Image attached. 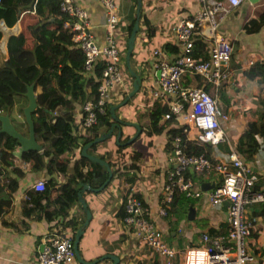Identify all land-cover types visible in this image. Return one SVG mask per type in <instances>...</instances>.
I'll return each instance as SVG.
<instances>
[{
  "label": "crops",
  "instance_id": "0c3cea01",
  "mask_svg": "<svg viewBox=\"0 0 264 264\" xmlns=\"http://www.w3.org/2000/svg\"><path fill=\"white\" fill-rule=\"evenodd\" d=\"M141 14L139 18V30L131 52L130 64L134 70H139L141 84L139 91L123 106L117 107L114 111L116 116L129 122L146 123L148 119V97L145 94L146 84H154L157 74L152 72L150 57L154 48L162 49L163 57L173 59L178 52H171L165 49L168 44H173L178 51L182 49L175 44V34L173 23L185 17H190L200 8L197 0H141ZM83 6L89 13L91 19V29L97 45L105 46L106 27L104 7L96 0H74ZM117 5L118 24L114 43L119 52V66L121 68L119 80L113 85L107 103L116 104L131 89L134 76L126 67L125 51L127 37L136 19L137 0H115ZM21 8L31 7V3L25 1L21 3ZM28 11V12H26ZM29 9H23L20 16L15 15L0 20V30L16 31L17 35L24 32L23 19L25 14L30 16ZM264 0H242L240 5L231 9L227 13L219 12L216 16L219 24L216 28L218 35L225 38H235L241 46V61L243 71L237 76H232L228 81H224L219 89L221 99L228 105L230 116L228 120L222 122L226 133V140L208 147L212 158L227 159L228 153L235 149V142L238 135L246 127L249 120L264 119V78L259 76L253 78L247 76L245 71L252 64L264 63V23L255 31L245 27L250 19L264 18ZM31 17V16H30ZM21 23V27H20ZM2 31V30H1ZM2 32V36H3ZM26 33V32H25ZM32 39V38H31ZM27 40V39H26ZM211 40L197 36L192 46V53L195 58H203L208 55ZM3 45V42H1ZM0 44V45H1ZM4 47V46H3ZM203 47H206L203 51ZM0 54V67L5 63L7 54ZM249 59L255 62L249 64ZM155 68V67H154ZM192 77H187V82H191ZM37 91L35 90V93ZM23 101L22 97L17 98V102ZM74 120L78 124L80 120V107L74 109ZM114 119L110 114L91 131V138L106 131ZM179 119L175 118L172 123L163 128L159 133L147 135L140 131L130 144L125 145L124 136L135 135L136 126L124 124L122 122L121 144L116 143V132L111 133L103 141L92 143L87 147L86 152L104 158L112 170V178L102 190L96 191L93 188L100 186L107 176L104 166L96 161L88 159L85 155L74 151H65L62 157L78 158L84 156L82 168L86 180L77 181L75 187L78 192H82L87 207L90 211L89 221L83 225V232L78 243V253L75 264H112V259L105 254H114L119 257V264H165L164 259L155 250L145 245L132 227L123 223L116 216V209L123 199V187L128 186L124 178L115 179L114 176L119 170L118 158L123 150L138 151L140 156L136 161L138 166L137 177L132 184L135 192L140 194L143 207L146 209L145 218L153 223L162 233L164 240L171 246L182 248L200 243L202 232L210 235L223 236L227 232L228 223L226 220L227 201L220 204H211L207 194L203 193L197 198H192L195 208V217L188 219L187 212L183 219L174 220V216L161 215L160 207L164 194V184L166 175L176 166L175 161L171 162L169 156L172 148H167L170 137L169 126H177ZM26 131L25 128L22 129ZM25 133V132H23ZM27 134V133H25ZM259 149L249 161L258 174L257 187H264V134L258 136ZM171 142V140H170ZM236 150V149H235ZM237 151V150H236ZM238 152V151H237ZM239 153V152H238ZM241 155V154H239ZM242 156V155H241ZM243 157V156H242ZM73 161L74 159H70ZM190 171L191 168H190ZM193 173V172H192ZM50 175L45 169L39 171H27L18 180V186L12 193L11 206L0 217V264H37L38 254L49 245L52 235L60 231L63 224L65 231L71 233L74 247V236L68 220L74 215L79 220V226L86 219V211L81 202L74 205L67 216L54 217L48 221L41 213V217H31L24 215L22 208V198L25 191L32 187L33 182L39 178H47ZM57 180H64L65 174L55 175ZM195 176V181L213 183L218 179L213 176ZM1 180V179H0ZM88 185L84 187V184ZM126 184V185H125ZM212 187V186H210ZM209 187V188H210ZM131 188V190H132ZM208 188V189H209ZM207 190V189H206ZM54 192V191H53ZM53 192L51 194H53ZM189 209V208H188ZM246 236L245 247L252 260L248 264H264V202L253 203L246 206ZM37 218V219H36ZM78 226V227H79ZM211 228V230H210ZM78 229V228H77ZM76 233V232H75Z\"/></svg>",
  "mask_w": 264,
  "mask_h": 264
},
{
  "label": "built area",
  "instance_id": "2783aa9c",
  "mask_svg": "<svg viewBox=\"0 0 264 264\" xmlns=\"http://www.w3.org/2000/svg\"><path fill=\"white\" fill-rule=\"evenodd\" d=\"M104 7L107 44H96L91 29L88 11L74 2L61 0L60 7L70 18L65 25L70 26L72 38L85 54L84 67L89 70L102 58L103 68L99 77L98 97L94 102L88 100L80 112L84 127L96 123V109L103 111L113 85L117 84L121 68L119 52L114 43L118 24L117 5L115 0H96ZM200 8L190 17L173 23L175 44L182 49L173 59L163 57L162 49L154 48L159 57L154 72L158 71L156 82L146 84L148 105L162 102L168 106L162 119L173 117L179 119L177 127L186 139L196 141L200 146H215L226 140L222 122L228 120L230 113L225 100L221 99L220 87L232 76L242 73L241 46L235 38L218 35L219 24L216 16L219 12L227 13L238 7L242 0H197ZM211 40L207 56L195 58L191 49L195 38ZM152 52V53H153ZM255 61L249 59L248 63ZM187 77H192L187 82ZM182 134L171 136V162L176 166L166 175L164 194L160 214L166 215L175 190L187 196L197 198L206 193L211 204L227 201V232L223 236L202 232L200 243L182 248L169 245L163 233L144 217L146 209L141 199L134 195V189L126 195L125 210L127 214L123 223L133 227L141 241L152 248L165 261V264H248L252 260L245 247L246 206L264 202V187H257L258 174L253 165L246 161L234 149L229 151L228 158H209L204 152L187 153L182 145ZM191 168L197 176L207 177L214 174L218 177L213 186L207 190L183 171ZM35 190L45 188V180L39 178L33 182ZM37 264H75V250L71 233L61 228L53 233L49 245L38 254Z\"/></svg>",
  "mask_w": 264,
  "mask_h": 264
},
{
  "label": "trees",
  "instance_id": "16d2710c",
  "mask_svg": "<svg viewBox=\"0 0 264 264\" xmlns=\"http://www.w3.org/2000/svg\"><path fill=\"white\" fill-rule=\"evenodd\" d=\"M11 1L0 0V20L15 15L20 16L23 9H30V7L21 8L20 6L24 1L31 3V0H16L13 4V13L9 15ZM60 1L36 0L35 11L30 14L31 17L25 23L26 34L21 32L17 35L19 29L7 33L10 54L4 63L5 67H0V112L8 110L16 128L27 133L28 125L25 119L15 116L14 111L21 113L24 117L22 107L28 100L25 91L27 85L34 82L37 91V107L32 112L34 134L36 139L42 143L43 148L40 151L26 150L16 155L13 150L18 144L17 139L0 132V217L11 206L12 193L18 186V180L27 171L42 169H45L50 176L44 178L45 188L43 190L38 191L30 187L25 191L22 198L24 215L35 218L41 217L42 213L48 221L55 216H67L69 210L79 204L75 183L78 180L82 182L86 180L82 168L85 158L82 155L76 159L73 156L62 157L61 154L65 151L72 152L75 149L80 153L82 146L90 141L91 131L109 114V104L106 103L103 111L96 109L95 124L84 127L83 120L80 119L77 130L74 109L78 106L83 112V105L86 101L95 102L97 100V88L104 61L100 58L91 69H85V54L73 40L70 26L65 25L66 21L70 22V18L61 9ZM262 23H264V18L259 16L258 19H250L245 27L255 31ZM1 36L2 31L0 30ZM27 38L39 41L36 53L32 41H27ZM165 49L178 52L173 44H168ZM205 49L206 47H203V51ZM8 66L10 68H7ZM16 70H19L20 74H14ZM245 74L251 78L259 76L262 80L264 63L252 64L246 69ZM18 97H23L25 100L17 102ZM167 109L166 104L155 101L149 108L147 122L141 123V130L147 135H152L170 125L174 120L173 117L162 119ZM23 128H26V131H23ZM168 131L170 137L167 148L170 149L171 136L182 133L180 128L174 125L169 126ZM262 134H264V119L249 120L236 139L235 149L243 158L253 159L260 145L258 136ZM129 137V135L124 136V140L126 141ZM129 144H125L123 149ZM182 145L187 153L204 152L212 158L209 154V145L200 146L196 141L186 139L184 134H182ZM139 156L138 151L122 150L118 158L119 170L114 178L123 177L128 184L123 187V199L116 209V216L122 221L127 214L126 195L137 177L136 161ZM71 158L74 160L71 161ZM60 173L65 174L64 180H57L55 177ZM183 173L192 178L196 176L189 168H186ZM133 193L141 199L139 193L135 191ZM192 198L194 197L175 190L167 208V215L174 216L175 221L183 219L188 208L193 205ZM68 222L72 236H74L79 220L72 215ZM65 225L63 224L62 228L66 227Z\"/></svg>",
  "mask_w": 264,
  "mask_h": 264
},
{
  "label": "water",
  "instance_id": "95a60500",
  "mask_svg": "<svg viewBox=\"0 0 264 264\" xmlns=\"http://www.w3.org/2000/svg\"><path fill=\"white\" fill-rule=\"evenodd\" d=\"M15 1L16 0H12L10 3L11 12L9 15H12V13H13V4ZM251 1H256V0H251ZM35 3H36V0H31V7H30L29 11H31V12L35 11ZM141 3H142L141 0H137L136 19L134 20L131 31L127 37L126 51H125L126 67L134 76V79L132 82V87L123 96V98H121L116 104L110 105L109 114H110V117H112L114 119V121L109 126V128L106 131H103L99 135L92 138L91 141L84 144L81 148L82 155H85L88 159H90L92 161L98 162L99 164H101V166H104L106 168L107 176L100 186L93 188L96 191L102 190L103 187L110 182L113 173H112V170H111L109 163L104 158H101L98 155L87 153L86 152L87 147L92 143H97V142L103 141L104 139H106L108 136L111 135V133L114 131V129L117 130V132H116V143L121 144L120 138H122V127H121L122 122H124V124H126V125H128V124L132 125L133 124L136 126L135 135L129 137L124 142V144L131 142L135 138V136L137 134H139V132L141 131L140 125L137 122H129L128 120H123L119 116H116L115 111H114L117 107H120V106H123L124 104H126L135 95V93L137 91H139V88H140V84H141L140 71L134 70L131 67L130 58H131V52H132V49L134 46V42L136 39V33L139 30V22L138 21H139L140 14H141V11H140ZM26 12H28V11H26ZM20 27H21V23H20ZM21 32H22V28H21ZM5 34H6V31L3 33V36L0 37V44H1V42H3V45L2 44L0 45V54L4 55L3 51H5V53L7 54V58H8V56L10 54V49H9V45H8L9 39L6 37ZM32 44L34 46L35 53H36L37 48L39 47V41L37 39H32ZM4 65L5 64H3L2 67H5ZM17 66H18V64H17ZM7 68H10V67L8 66ZM14 74H20V71L16 70L14 72ZM156 74L158 75V71L156 72ZM25 96L27 97L28 100H27V103L22 107V111H23L24 119L28 125L27 134L23 133L22 131H20L16 128V126L14 125L12 118L10 116V112L8 110L6 112H0V132L7 133V134H9V135H11L17 139L18 144H17L16 148L13 150V153H15L16 155H20L23 151H26V150L40 151L43 148L42 143H40L36 139L35 134H34V122L32 119V112L37 107L35 83L34 82L27 85V90L25 91ZM87 185L88 184L85 183L84 187ZM213 185H214L213 183L202 182L201 188L203 190H206L210 186H213ZM85 188H88V187H85ZM77 196H78L79 202H81L82 207L86 211V219L78 227V229L76 230V233H75V237H74V249L76 250V257L80 258V254L78 253V243L80 242L79 240H80V237H81L82 232H83V225L87 224V222L89 221L90 211L87 207V204H86L84 198L82 197V192H78ZM186 217L188 219H193L195 217V208L194 207H192V206L189 207ZM105 255H107L109 258L112 259V264H119L118 263L119 257H117L116 255L110 254V253L105 254Z\"/></svg>",
  "mask_w": 264,
  "mask_h": 264
},
{
  "label": "rangeland",
  "instance_id": "374dc122",
  "mask_svg": "<svg viewBox=\"0 0 264 264\" xmlns=\"http://www.w3.org/2000/svg\"><path fill=\"white\" fill-rule=\"evenodd\" d=\"M30 18V16H28V15H26L25 14V16H24V19H23V29H25V23L27 22V20ZM2 30V32H5L4 31V29H1ZM24 32V34H26L25 32V30H23ZM32 41V39L31 38H27V41ZM149 57H150V60H151V62H150V66H151V69H152V72H153V70H154V66H155V64H156V61H157V59H158V57H159V55H158V53L157 52H153L151 55H149ZM22 99L23 100H25V98H23L22 97ZM15 109H17V107L15 108ZM14 114H15V116L17 115L19 118H21V119H24V117L22 116V114L21 113H19V112H15L14 111ZM26 129V128H25Z\"/></svg>",
  "mask_w": 264,
  "mask_h": 264
}]
</instances>
